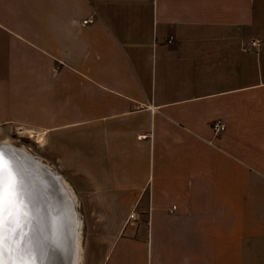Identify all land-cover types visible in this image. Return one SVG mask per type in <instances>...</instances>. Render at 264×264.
I'll use <instances>...</instances> for the list:
<instances>
[{"label": "crops", "instance_id": "obj_1", "mask_svg": "<svg viewBox=\"0 0 264 264\" xmlns=\"http://www.w3.org/2000/svg\"><path fill=\"white\" fill-rule=\"evenodd\" d=\"M13 133L78 204L77 264H264V0H0Z\"/></svg>", "mask_w": 264, "mask_h": 264}, {"label": "snow or ice", "instance_id": "obj_2", "mask_svg": "<svg viewBox=\"0 0 264 264\" xmlns=\"http://www.w3.org/2000/svg\"><path fill=\"white\" fill-rule=\"evenodd\" d=\"M0 145V264H37L32 228L39 182Z\"/></svg>", "mask_w": 264, "mask_h": 264}, {"label": "water", "instance_id": "obj_3", "mask_svg": "<svg viewBox=\"0 0 264 264\" xmlns=\"http://www.w3.org/2000/svg\"><path fill=\"white\" fill-rule=\"evenodd\" d=\"M0 145L15 155L25 169L31 170L30 175L39 182L37 186L39 194L33 200L34 221L32 224L35 238L39 240V245L35 249L37 264H51L50 256L54 249L48 239V230L52 232L51 238L54 244L63 246L65 249L62 253L57 249L59 261L63 264H77V234L80 232V220L74 211L73 200L59 181L58 175L37 159H33L24 149L10 144L0 143ZM41 186L42 188L46 186L47 205L45 201L43 202L42 192L40 193ZM53 260H55L54 256Z\"/></svg>", "mask_w": 264, "mask_h": 264}, {"label": "rangeland", "instance_id": "obj_4", "mask_svg": "<svg viewBox=\"0 0 264 264\" xmlns=\"http://www.w3.org/2000/svg\"><path fill=\"white\" fill-rule=\"evenodd\" d=\"M243 51H249V49L247 48V45L243 46L242 47ZM14 134V133H13ZM16 138H18V140H16ZM9 139V138H8ZM33 139L32 137H29V135H13L11 137V142H9L10 144L16 146V147H19V148H22L24 149L26 152L30 153L31 155H33L34 157H39L36 153V148H37V145L34 144L33 142ZM42 160V164H44L46 167L49 165L47 163H45V161H43V159L41 158ZM47 168L50 169V167L48 166ZM51 179V178H50ZM52 180V179H51ZM63 185V183H62ZM76 200L73 198V203H74V211L79 219V207H78V204L75 202ZM77 204V205H76ZM80 220V219H79ZM77 248H78V253H77V262L79 260V248H80V245H82V231H81V234L80 232H78L77 234Z\"/></svg>", "mask_w": 264, "mask_h": 264}, {"label": "bare ground", "instance_id": "obj_5", "mask_svg": "<svg viewBox=\"0 0 264 264\" xmlns=\"http://www.w3.org/2000/svg\"><path fill=\"white\" fill-rule=\"evenodd\" d=\"M40 189V193L42 194V198L44 199L43 200V202L45 201V204L47 205V199L45 198V189H46V186H44L43 188H42V186H41V188H39ZM38 192H39V190H38ZM42 201V200H41ZM48 203H50L49 201H48ZM44 204V203H43ZM50 205V204H49ZM59 213H60V211H59ZM52 234V232L50 231V230H48V239H49V241H50V243H51V245H52V249H54L53 250V253H52V256H50V261H51V264H63L62 262H60L59 261V257L57 256V249H59L60 251H61V253L62 252H64L65 251V249L63 248V246L62 247H60L58 244L57 245H55L54 244V241L52 240L53 238H51V235ZM49 243V244H50ZM78 245V244H77ZM56 247V248H55ZM62 248V249H61ZM67 251V250H66ZM53 256L55 257V260H53ZM48 264H50V263H48Z\"/></svg>", "mask_w": 264, "mask_h": 264}, {"label": "built area", "instance_id": "obj_6", "mask_svg": "<svg viewBox=\"0 0 264 264\" xmlns=\"http://www.w3.org/2000/svg\"><path fill=\"white\" fill-rule=\"evenodd\" d=\"M260 41L257 39L251 40L247 45V48L250 49H255L258 47ZM212 129L216 134L224 132L225 126L222 122L220 121H215L212 123ZM139 216L136 215V213L132 212L129 214V219L130 220H137Z\"/></svg>", "mask_w": 264, "mask_h": 264}]
</instances>
